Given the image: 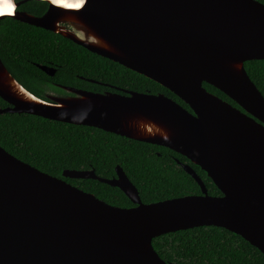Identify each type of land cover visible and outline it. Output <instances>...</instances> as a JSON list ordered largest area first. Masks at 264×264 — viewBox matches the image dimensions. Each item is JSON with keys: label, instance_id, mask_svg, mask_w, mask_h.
Returning <instances> with one entry per match:
<instances>
[{"label": "water", "instance_id": "water-1", "mask_svg": "<svg viewBox=\"0 0 264 264\" xmlns=\"http://www.w3.org/2000/svg\"><path fill=\"white\" fill-rule=\"evenodd\" d=\"M21 22L58 33L168 89L163 93L94 92L62 86L67 96L41 99L21 86L0 59V113H27L86 125L167 147L198 165L220 195L200 187L141 202L121 167L112 178L94 170L63 177L96 179L119 188L132 207L106 203L49 175L0 146V264H175L152 246L160 235L216 226L239 235L264 255V97L246 61L264 60V4L257 0H51L41 15L15 8ZM52 76L55 69L36 64ZM206 82L236 103L203 87Z\"/></svg>", "mask_w": 264, "mask_h": 264}, {"label": "trees", "instance_id": "trees-1", "mask_svg": "<svg viewBox=\"0 0 264 264\" xmlns=\"http://www.w3.org/2000/svg\"><path fill=\"white\" fill-rule=\"evenodd\" d=\"M21 1L15 8L41 15L45 0ZM264 4V0H257ZM0 59L13 78L31 94L47 99L48 90L69 95L62 86L94 92L138 91L163 93L189 110L187 104L159 83L47 29L13 17L0 20ZM36 64L55 69L47 75ZM250 80L264 97V60L244 63ZM203 87L237 106L212 85ZM8 106L0 97V108ZM0 146L16 158L63 178L108 204H134L117 187L96 179L63 177L64 170H94L98 177L112 178L119 166L136 187L143 203L188 194H199L198 183L178 162L189 164L203 181L208 194L220 191L198 166L163 146L141 142L96 127L75 125L27 113H0ZM165 262L175 264H264V255L246 240L224 228L199 226L170 232L152 240Z\"/></svg>", "mask_w": 264, "mask_h": 264}, {"label": "bare ground", "instance_id": "bare-ground-1", "mask_svg": "<svg viewBox=\"0 0 264 264\" xmlns=\"http://www.w3.org/2000/svg\"><path fill=\"white\" fill-rule=\"evenodd\" d=\"M53 2V0H51ZM56 5L62 6V7H66V8H78L81 4L80 0H55V2H53ZM4 4H10L12 6V11L14 8V5L12 3L11 0H0V9L3 8ZM12 11L10 13L8 12H0V15H5V14H11Z\"/></svg>", "mask_w": 264, "mask_h": 264}, {"label": "rangeland", "instance_id": "rangeland-1", "mask_svg": "<svg viewBox=\"0 0 264 264\" xmlns=\"http://www.w3.org/2000/svg\"><path fill=\"white\" fill-rule=\"evenodd\" d=\"M48 95H51V96H67V95H64V94H59V93H57L54 90H48L47 96ZM69 95H71V94H69Z\"/></svg>", "mask_w": 264, "mask_h": 264}, {"label": "snow or ice", "instance_id": "snow-or-ice-1", "mask_svg": "<svg viewBox=\"0 0 264 264\" xmlns=\"http://www.w3.org/2000/svg\"><path fill=\"white\" fill-rule=\"evenodd\" d=\"M53 2H55V0H53ZM12 11V6L10 5V4H8V7H6V8H2V9H0V12H8V13H10Z\"/></svg>", "mask_w": 264, "mask_h": 264}, {"label": "flooded vegetation", "instance_id": "flooded-vegetation-1", "mask_svg": "<svg viewBox=\"0 0 264 264\" xmlns=\"http://www.w3.org/2000/svg\"><path fill=\"white\" fill-rule=\"evenodd\" d=\"M15 2H17L16 0H14ZM71 94V93H70ZM179 163V165L181 166L182 164H187V163H183V162H178ZM182 167V166H181ZM133 206H135V204L133 205ZM132 207V206H131Z\"/></svg>", "mask_w": 264, "mask_h": 264}, {"label": "clouds", "instance_id": "clouds-1", "mask_svg": "<svg viewBox=\"0 0 264 264\" xmlns=\"http://www.w3.org/2000/svg\"><path fill=\"white\" fill-rule=\"evenodd\" d=\"M3 7H4V8L8 7V4H4Z\"/></svg>", "mask_w": 264, "mask_h": 264}]
</instances>
